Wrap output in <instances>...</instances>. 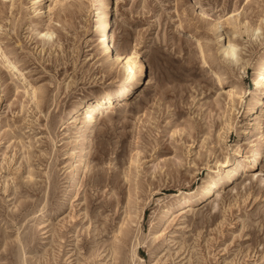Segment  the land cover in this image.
<instances>
[{"label": "rangeland", "instance_id": "374dc122", "mask_svg": "<svg viewBox=\"0 0 264 264\" xmlns=\"http://www.w3.org/2000/svg\"><path fill=\"white\" fill-rule=\"evenodd\" d=\"M108 2L113 46L134 56L129 74L100 53L101 0H53L44 41L30 0H0V264H264V145L254 170L244 160L264 0ZM143 59L144 83L102 100L68 192L83 104L134 79ZM236 146L238 168L220 180Z\"/></svg>", "mask_w": 264, "mask_h": 264}, {"label": "bare ground", "instance_id": "6f19581e", "mask_svg": "<svg viewBox=\"0 0 264 264\" xmlns=\"http://www.w3.org/2000/svg\"><path fill=\"white\" fill-rule=\"evenodd\" d=\"M30 2L32 5H34L33 12H36V14H40L44 18L42 20L44 23V30L40 32L39 37L42 38L43 41L47 40L53 34V31L48 27V23L50 22L47 23V21L49 20L48 13L52 9L51 3L53 2V0H30ZM101 2H103L105 5V11H104V21L100 25V28H98L99 31L97 32V36H98L97 44H98L100 53H102V55L106 57H110L112 64H119L120 70L124 74H129L130 66L134 62L133 60L134 56H132V54L130 55L124 54V51L121 48H116V49L114 48L112 40L116 32V16L117 15L115 13V9L113 8V4L109 3L108 0H101ZM188 39H191L189 42L191 43L193 42L195 43V45L196 43L200 42L199 37L188 36ZM233 49H234V44L232 42H228L222 48V52L224 53L225 56H228V55L233 54ZM260 64L262 67H264V59L261 61ZM135 68H136V71H135L136 74H135L134 79H131L129 82L124 84L122 87L108 89L107 91H104L98 95H94L92 101H89L83 104L81 111H80V115H81L80 121L83 125L79 131V142L77 145V151L75 152L76 154L74 156L77 158L76 159L77 163L76 165L71 163V175L66 181V188L68 192H71L72 189L77 185L78 171L81 169L84 170L87 167L88 155H89V145H90L89 134L95 123V116L101 113L102 100L106 99L109 102V100L112 98H119L125 94L128 95V92H130V87L132 85L131 83L133 82H135L136 84L144 83L147 69L149 68V63H147L145 59H143L142 61L139 60L135 62ZM260 86L261 87H260L259 92L256 93L257 97L250 99L247 104V108H249L248 111H251V110L253 111L252 113L249 114L248 123H247L248 128L246 130V133L251 134L250 137H253L251 141H253L254 144H253V148L250 150V153L244 156V160L247 164L246 165L247 170H251V171L257 167L258 165L257 161L261 157V154H262L261 151L264 145V129H263V125H264V97H263L264 77H263V81ZM32 94L33 95L35 94V89H33ZM72 110H73L72 108L69 110L68 115H71ZM234 152H235L234 157L229 163L230 167L228 166L226 169H222V171H219L218 173H216V176H218L220 180H226L230 176H233L236 169L238 168V156L240 155V149L238 146H236V148L234 149ZM212 185H213V180L210 179L208 181H205L204 184L197 185L195 188H193L189 192H181L180 194H178L177 199L167 206L165 212L163 213V217L161 218V220L170 218L172 216L171 214L172 210L182 208L185 205L198 200V198L201 195L209 192ZM39 227H42V225Z\"/></svg>", "mask_w": 264, "mask_h": 264}, {"label": "snow or ice", "instance_id": "6c2138e0", "mask_svg": "<svg viewBox=\"0 0 264 264\" xmlns=\"http://www.w3.org/2000/svg\"><path fill=\"white\" fill-rule=\"evenodd\" d=\"M235 53H236V50H235V49H233V54H232V59H233V60H235V59H236V54H235Z\"/></svg>", "mask_w": 264, "mask_h": 264}]
</instances>
